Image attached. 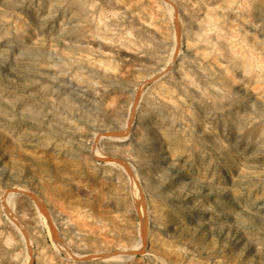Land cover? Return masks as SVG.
Wrapping results in <instances>:
<instances>
[{"label":"rangeland","instance_id":"374dc122","mask_svg":"<svg viewBox=\"0 0 264 264\" xmlns=\"http://www.w3.org/2000/svg\"><path fill=\"white\" fill-rule=\"evenodd\" d=\"M0 264H264V0H0Z\"/></svg>","mask_w":264,"mask_h":264},{"label":"water","instance_id":"95a60500","mask_svg":"<svg viewBox=\"0 0 264 264\" xmlns=\"http://www.w3.org/2000/svg\"><path fill=\"white\" fill-rule=\"evenodd\" d=\"M125 258H128L129 256H124Z\"/></svg>","mask_w":264,"mask_h":264},{"label":"bare ground","instance_id":"6f19581e","mask_svg":"<svg viewBox=\"0 0 264 264\" xmlns=\"http://www.w3.org/2000/svg\"><path fill=\"white\" fill-rule=\"evenodd\" d=\"M40 208V207H39ZM41 209V208H40Z\"/></svg>","mask_w":264,"mask_h":264}]
</instances>
